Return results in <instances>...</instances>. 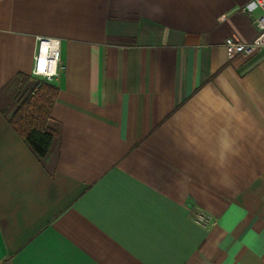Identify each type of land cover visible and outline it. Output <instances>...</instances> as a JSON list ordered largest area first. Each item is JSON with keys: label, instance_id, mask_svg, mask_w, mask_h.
Masks as SVG:
<instances>
[{"label": "crops", "instance_id": "1", "mask_svg": "<svg viewBox=\"0 0 264 264\" xmlns=\"http://www.w3.org/2000/svg\"><path fill=\"white\" fill-rule=\"evenodd\" d=\"M250 1L0 0V264H264V53L225 48ZM38 37L44 158L10 124Z\"/></svg>", "mask_w": 264, "mask_h": 264}, {"label": "built area", "instance_id": "2", "mask_svg": "<svg viewBox=\"0 0 264 264\" xmlns=\"http://www.w3.org/2000/svg\"><path fill=\"white\" fill-rule=\"evenodd\" d=\"M241 10L249 15L254 13L255 10L260 11V15L255 20L258 35L253 41L248 43L238 38H228L225 41V48L231 59L238 55L251 56L257 51L264 53V0H251ZM63 70L60 41L58 39L38 37V49L35 56L33 75L39 81L52 83ZM195 219L202 225L209 223V217L202 212L197 214Z\"/></svg>", "mask_w": 264, "mask_h": 264}, {"label": "trees", "instance_id": "3", "mask_svg": "<svg viewBox=\"0 0 264 264\" xmlns=\"http://www.w3.org/2000/svg\"><path fill=\"white\" fill-rule=\"evenodd\" d=\"M58 88L51 83L38 81V87L27 97H20V107L10 119L17 134L29 144L40 158L48 155L55 133L48 121L58 96Z\"/></svg>", "mask_w": 264, "mask_h": 264}]
</instances>
